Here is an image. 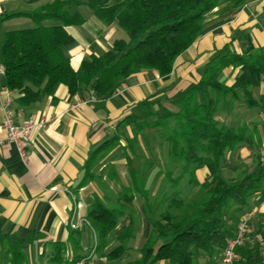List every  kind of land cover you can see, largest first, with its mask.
Masks as SVG:
<instances>
[{
  "label": "trees",
  "instance_id": "1",
  "mask_svg": "<svg viewBox=\"0 0 264 264\" xmlns=\"http://www.w3.org/2000/svg\"><path fill=\"white\" fill-rule=\"evenodd\" d=\"M246 1L51 0L30 13L8 15L27 16L34 27L3 34L0 65L5 87L20 106L51 95L59 84L70 96L88 90L108 98L135 72L153 70L159 77L168 76L177 57L202 36L213 11L232 13ZM82 5L104 24L122 29L127 40H116L100 56L84 58L74 71L64 42L66 27L83 23L78 11ZM240 42L241 53L225 49L206 64L199 82L173 102L175 113L155 112L145 102L118 124L112 139L92 152L80 185L101 181L103 176L115 180L117 174L111 165L98 175L93 171L120 144V130L132 127V138L124 146L129 154L126 169L131 184L122 186L115 199H96L86 216L97 238L93 255H104L108 262H114L128 250L135 237L129 206L138 198L151 230L139 250L140 258L124 264H217L226 242L235 237L242 216L247 214L250 200L264 201L263 162L252 171L240 161L231 167L225 165L226 156L240 146H261L258 123L237 122L231 127L217 120L236 104L264 111V94L259 101L252 98L253 88L264 84V47L255 48L250 37H242ZM228 67L241 71L230 87L219 81ZM202 168L208 176L199 183L195 173ZM226 170L233 176L226 177ZM149 178L158 180L157 186L148 185ZM126 215L130 224L115 237L119 246L105 253L110 236ZM247 237L250 241L235 249L237 264H264L258 252V241H264V223ZM39 238L40 234L23 240L15 232L0 233V264H44L26 254ZM42 250L48 252L50 264L87 261L76 231L70 232L67 242L43 243Z\"/></svg>",
  "mask_w": 264,
  "mask_h": 264
},
{
  "label": "crops",
  "instance_id": "2",
  "mask_svg": "<svg viewBox=\"0 0 264 264\" xmlns=\"http://www.w3.org/2000/svg\"><path fill=\"white\" fill-rule=\"evenodd\" d=\"M32 1L0 0V46L5 32L34 27L27 16L7 18L8 15L30 13L51 0ZM78 11L83 23L66 27L64 42V52L74 71L78 70L84 58L100 56L109 51L116 40H127L122 29L104 24L88 7L79 6ZM242 37H250L255 48L264 47V0H248L232 13L213 11L207 17L202 36L177 57L168 76L159 77L153 70L135 72L113 95L108 98L96 96L95 102L80 109L73 106L87 99L90 91L83 90L70 96L62 84L57 85L51 95H44L26 106L14 101L18 124L30 118L50 119L45 127L30 134L27 163H23L15 147L5 141L0 108V233L15 232L23 240L31 234H40L41 239L33 247L35 250L41 249L43 243L67 242L73 220L80 222L86 219L96 199L101 200L104 196L115 199L122 186L131 184L126 169L128 150L124 146L132 138V127L125 126L120 130V144L93 171L98 175L106 165H111L117 174L115 180L103 176L101 181L80 185L84 166L92 152L112 139L118 124L136 113L138 106L145 102H149L155 112L175 113L177 108L173 102L199 82L204 67L215 55L222 54L225 49L241 53ZM240 73L239 67H228L221 72L219 81L230 87ZM5 89L0 65V101L5 97ZM263 94L264 84L261 82L253 88L252 98L259 101ZM217 120L231 127L237 122L258 123L261 146L252 148L244 144L229 153L225 160L228 167L240 161L250 171L255 169L261 163L260 154L264 148V111L258 108L248 110L242 104H236L232 110L219 114ZM195 175L198 182L203 183L208 171L202 168ZM147 184L157 186L158 180L149 178ZM129 208L135 237L129 241L128 250L114 262L98 255L88 258L86 264H124L140 258L139 250L150 233L151 225L141 200L134 198ZM246 212L251 215L247 233L254 234L258 225L264 223V201L252 198ZM129 224L130 217L126 215L110 236L105 253L119 246L115 237ZM92 237L88 227H79L78 239L83 255L87 256L90 251ZM247 241H250L249 237ZM156 264L168 263L159 261Z\"/></svg>",
  "mask_w": 264,
  "mask_h": 264
},
{
  "label": "built area",
  "instance_id": "3",
  "mask_svg": "<svg viewBox=\"0 0 264 264\" xmlns=\"http://www.w3.org/2000/svg\"><path fill=\"white\" fill-rule=\"evenodd\" d=\"M96 101V96L93 92L89 93V97L84 101L76 102L73 106L75 109H80L84 105H89ZM0 108L3 113L2 117V128L6 134V143L15 147L20 160L23 163H27L28 152L27 148L30 143V134L35 129H41L47 125L50 119L46 118H30L23 124H18L15 119V110H14V98L13 92L5 89V97L0 101ZM261 160L264 163V148L261 151ZM251 215L245 214L242 216L239 225L236 230V235L234 238L229 239L224 246L221 255L217 264H237L238 257L236 255L235 249L239 246L244 245L248 240L247 231L248 224L250 221ZM85 224V222L82 220ZM72 228H75L72 225ZM258 252L261 259L264 261V241H258ZM93 255V251H91ZM77 264H86L85 260L80 261Z\"/></svg>",
  "mask_w": 264,
  "mask_h": 264
},
{
  "label": "rangeland",
  "instance_id": "4",
  "mask_svg": "<svg viewBox=\"0 0 264 264\" xmlns=\"http://www.w3.org/2000/svg\"><path fill=\"white\" fill-rule=\"evenodd\" d=\"M125 33V32H124ZM141 146L143 145V143L142 144H140ZM155 153V152H154ZM260 158H261V155H260ZM261 163H262V160H261ZM226 177H230V176H233V174L231 173V172H225V174H224ZM85 222L87 221L86 219H83ZM79 221V220H78ZM78 221H76V220H73V223H71V226H70V228H71V231H76V232H78V229H79V227L81 226V225H85L86 227H88L90 230H91V233H92V246H91V248H90V251L87 253V256L86 255H84L85 256V259H87L88 260V258H94V257H97L98 255H92V253H91V251H93V253H94V250H95V244H97V238H96V235H95V233H94V231H93V229L90 227V225H89V222L87 221V224H85L84 222H82V220L80 221V222H78ZM72 225H74L75 226V228H72ZM39 239H41V238H39ZM38 239V240H39ZM42 253H43V258L42 257H40L41 255H42ZM48 253V252H47ZM47 253L46 252H43V250H42V247H41V249H34L33 247H28L27 248V250H26V254L28 255V256H33V257H35L36 259L38 258V260H40V262L41 263H44V264H50L49 262H48V258H47ZM100 256V255H99ZM40 258V259H39Z\"/></svg>",
  "mask_w": 264,
  "mask_h": 264
}]
</instances>
